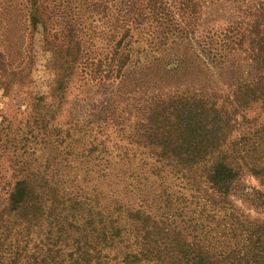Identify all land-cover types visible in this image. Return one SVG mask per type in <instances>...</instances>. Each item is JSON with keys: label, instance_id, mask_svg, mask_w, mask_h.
<instances>
[{"label": "trees", "instance_id": "16d2710c", "mask_svg": "<svg viewBox=\"0 0 264 264\" xmlns=\"http://www.w3.org/2000/svg\"><path fill=\"white\" fill-rule=\"evenodd\" d=\"M22 1L62 102L74 81L80 92L141 91L125 106L109 100L97 129H114L152 166L127 202L128 185L97 205L65 183L19 179L0 208V264H264V220L229 198L242 169L235 131L246 121L245 140L264 147V0ZM254 107L263 115L248 118ZM120 162L111 151L103 177ZM250 171L264 185V167ZM181 190L207 216L186 203L173 211Z\"/></svg>", "mask_w": 264, "mask_h": 264}, {"label": "rangeland", "instance_id": "374dc122", "mask_svg": "<svg viewBox=\"0 0 264 264\" xmlns=\"http://www.w3.org/2000/svg\"><path fill=\"white\" fill-rule=\"evenodd\" d=\"M7 1H0V208L15 183L31 173L45 177L52 183H65L66 188L74 189L75 194L85 196L90 199L89 203L96 205L93 199L100 197L99 201L106 204L109 199L106 196L111 189H122L128 185L127 202L131 192H139L135 187L136 178L147 175L145 165L148 169L152 165L146 163L148 157H143L136 147L127 145L126 140L114 129L105 127L99 131L97 128L105 105L116 101L118 105L121 102L125 106L127 102L123 103V98L133 97L131 101H134L141 91L136 87L131 93L124 90L109 94L107 88L80 92L74 81L62 102L59 92H51L53 77L48 65L49 55L42 47L40 34L31 33L26 13L28 2L13 0L12 7L4 9ZM193 74L198 75L197 71ZM187 78L197 79L191 75ZM259 114L263 115L261 109L254 107L247 116L251 118ZM91 123L92 127H89ZM244 124L233 136V146L242 150L233 152V157L240 162L242 169L231 186L229 198L240 213L252 219L264 220V185L261 177L250 171L252 165L264 167V147L254 149L251 140H245L242 128L247 127V122L244 121ZM87 128H94L98 138L89 136ZM110 135L115 138L116 144L113 145L119 148V144L123 143L127 149L121 153L112 150ZM91 139L95 140L98 148L93 155L89 152L95 145ZM111 151L114 155H121L123 162L118 163L115 170H112L111 165V170H106L108 177H103L104 158H108ZM94 156L101 158V161L95 162ZM116 159L120 160L119 157ZM125 163H132L134 169L126 171V166H123ZM166 183H173L172 178H168ZM184 194L187 197L192 195L188 190H181V200L178 206L173 205V211L179 214L182 212V203H186L190 211L205 210L207 216L208 209L192 204L191 198L186 200ZM146 209L152 210L148 206ZM190 211H185L183 215L189 218L193 215ZM205 221L209 222L207 217ZM214 222L212 220V224Z\"/></svg>", "mask_w": 264, "mask_h": 264}]
</instances>
